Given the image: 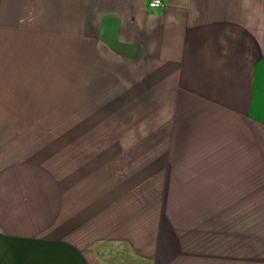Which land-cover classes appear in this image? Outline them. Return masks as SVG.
<instances>
[{
    "label": "crops",
    "instance_id": "obj_1",
    "mask_svg": "<svg viewBox=\"0 0 264 264\" xmlns=\"http://www.w3.org/2000/svg\"><path fill=\"white\" fill-rule=\"evenodd\" d=\"M151 1L0 0V264H264V0ZM94 42L104 83L147 77L150 122L190 119L127 174L14 130L42 120L19 91L47 72L76 89Z\"/></svg>",
    "mask_w": 264,
    "mask_h": 264
},
{
    "label": "rangeland",
    "instance_id": "obj_2",
    "mask_svg": "<svg viewBox=\"0 0 264 264\" xmlns=\"http://www.w3.org/2000/svg\"><path fill=\"white\" fill-rule=\"evenodd\" d=\"M93 48V74H91L89 64L85 68L84 58L81 59L83 54L79 55L78 45L76 89L69 91L68 88L55 82L56 77L53 74L47 72L43 75V82L38 85L32 83L25 96V89L19 91L20 98L28 105L30 118L38 116L42 120L39 124L14 122V130L28 126L29 134H46L54 138H62L64 134H71V142L75 139L71 148H77L78 168L90 163L92 158L108 153L109 162L120 163L127 174L133 164L148 165L149 158L155 156V150L158 152L159 148L165 146V140L161 139L155 148H151L149 134H190V126H187L190 119L181 126L175 119L168 117L163 119L161 124L150 122L147 106V77H137L139 84L140 82L145 83V87L141 85V89L129 81H126L124 85L110 81H107L109 84L104 83L105 78L103 77L107 75L97 73L101 69L100 63L102 62L99 43L94 42ZM87 61L91 62L89 59ZM113 77L117 79L115 75ZM74 95H76L77 105L68 107L69 103H74V100H71ZM59 104L63 106L58 107ZM159 109L164 111L165 108L161 106ZM177 127L179 129H176ZM147 185L148 180H142L139 187H134V190L128 194H140ZM229 221L227 216L220 220L221 231H228ZM243 237L244 235L242 239ZM233 242L238 244L237 241ZM221 243L222 247L226 246L224 252L227 254L229 239H222ZM187 256L194 258L192 254H183L181 255L183 259L175 264H199L203 261V259L198 260L199 262L197 260L186 261ZM205 262L208 263V261ZM208 264L212 262L209 261Z\"/></svg>",
    "mask_w": 264,
    "mask_h": 264
},
{
    "label": "built area",
    "instance_id": "obj_3",
    "mask_svg": "<svg viewBox=\"0 0 264 264\" xmlns=\"http://www.w3.org/2000/svg\"><path fill=\"white\" fill-rule=\"evenodd\" d=\"M162 3H163L162 0H152L150 2V6L151 7H159L162 5Z\"/></svg>",
    "mask_w": 264,
    "mask_h": 264
}]
</instances>
